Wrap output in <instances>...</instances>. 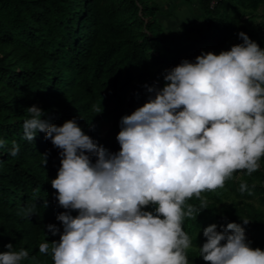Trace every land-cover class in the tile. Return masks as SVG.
Wrapping results in <instances>:
<instances>
[{"label":"clouds","instance_id":"clouds-1","mask_svg":"<svg viewBox=\"0 0 264 264\" xmlns=\"http://www.w3.org/2000/svg\"><path fill=\"white\" fill-rule=\"evenodd\" d=\"M238 38L243 43L230 50L202 52L194 63L166 69L162 88L145 85L147 101L120 120L118 153L86 135L75 118L57 126L42 119L41 108H27L23 138L34 141L44 132L61 149L51 186L67 211L56 217L63 232L51 242L54 264H189L192 241L183 223L197 208L187 201L196 197L207 209L202 193L223 188L237 171L252 175L264 157V49L244 32ZM6 144L0 139V148ZM18 153L13 141L8 154ZM247 190L241 183L240 191ZM46 227L60 233L55 224ZM217 228L203 229L199 256L206 264H264V250L250 246L244 227ZM4 247L0 264L29 258L27 249ZM49 247L45 240L39 253L47 255Z\"/></svg>","mask_w":264,"mask_h":264},{"label":"trees","instance_id":"trees-1","mask_svg":"<svg viewBox=\"0 0 264 264\" xmlns=\"http://www.w3.org/2000/svg\"><path fill=\"white\" fill-rule=\"evenodd\" d=\"M211 1L197 0L205 30L189 29L192 39L183 41L167 34L157 0H0V139L7 141L0 148V252L12 243L14 250L29 251L22 264H54L51 242L59 241L63 232L56 217L67 211L51 186L61 166V149L46 140L44 132L34 141L23 138V122L31 116L27 108L36 105L45 113L42 119L57 126L75 118L86 135L118 153L121 118L147 101L145 85L164 86L166 69L183 60L194 63L202 52L230 50L243 43L240 32L264 49V12L254 22L264 0ZM243 16L248 20L241 25ZM94 106L103 111L97 114ZM13 141L19 145L15 157L8 154ZM244 175L238 186L231 178L223 188L202 193L208 200L205 210L200 199L187 201L197 208L183 223L192 241L189 264H206L199 248L206 242L203 229L213 223L218 231L230 222L240 224L250 246L264 250V210L249 204L244 209L217 207L231 192L264 204V172ZM254 180L263 184L253 185ZM241 183L248 185L247 191H240ZM145 210L154 211V206ZM49 224L60 233L51 235ZM45 240L50 243L47 255L39 253Z\"/></svg>","mask_w":264,"mask_h":264},{"label":"rangeland","instance_id":"rangeland-1","mask_svg":"<svg viewBox=\"0 0 264 264\" xmlns=\"http://www.w3.org/2000/svg\"><path fill=\"white\" fill-rule=\"evenodd\" d=\"M158 4L161 6L163 11L158 14L159 20L162 22L164 28L167 30V34H173L178 39L183 41H190L192 39V35L186 32L189 29L195 30L201 28L203 31L205 30L204 24L201 18V12L197 7V0H157ZM169 12L170 15H167ZM264 9L261 6L255 12L254 22H258L261 20L260 16L263 14ZM246 16H243L241 25L247 23ZM199 35V33L195 32ZM196 35V36H198ZM260 172H264V162L262 159L260 160ZM245 171H237L233 174L232 180L235 183L245 181L246 175H244ZM263 184L259 180H254L252 182L253 185ZM251 205L254 208H259L264 210V204L260 202L258 198L247 199V198H238L234 195L233 192L229 193L227 196H223L221 201L217 203V207L226 206H238L240 208H245L246 205Z\"/></svg>","mask_w":264,"mask_h":264},{"label":"built area","instance_id":"built-area-1","mask_svg":"<svg viewBox=\"0 0 264 264\" xmlns=\"http://www.w3.org/2000/svg\"><path fill=\"white\" fill-rule=\"evenodd\" d=\"M214 2H215V0H212V1L210 2V5H212Z\"/></svg>","mask_w":264,"mask_h":264}]
</instances>
